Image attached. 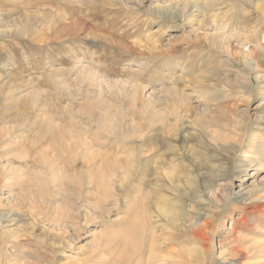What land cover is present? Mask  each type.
Returning <instances> with one entry per match:
<instances>
[{
    "label": "rangeland",
    "instance_id": "obj_1",
    "mask_svg": "<svg viewBox=\"0 0 264 264\" xmlns=\"http://www.w3.org/2000/svg\"><path fill=\"white\" fill-rule=\"evenodd\" d=\"M183 1L0 0V202L6 205L0 209V215L7 214L6 200L12 194L10 186L4 183H9L4 169L17 171L19 175L30 173L18 179L19 185L16 183L13 192L19 193L22 191L20 185H24L25 199L18 205V211L0 217V227L18 232L19 236L6 238L5 243L0 241L4 261L8 254L15 258L14 251L22 248L31 254L27 264H63L67 256L76 260L82 258L84 251L89 252L95 246L92 234L102 228L107 232L119 229L115 221L124 213H131L124 207L126 198L139 195L136 191L139 188L145 189V177L141 181L131 177L123 191H119L120 180L117 188L110 187L106 194L95 192L97 181L105 179L104 169L83 170L80 165H72L68 157L54 159L60 160L56 171L52 173L46 169V172L42 168L43 157H56L55 145L49 144L51 135L64 133L74 126L77 131L88 133L98 151L103 140L108 142L112 148L103 153L115 156L113 147L126 149L129 143L127 148H131L136 141L124 142L120 136L111 133L109 139L108 132L101 129V113L106 112L104 121L113 126L123 125L131 132L136 127L132 118L137 122L141 120L145 126L147 105H156L157 112L166 110L161 103L165 96L173 97L170 108L179 111V103L175 101L178 88L185 96L180 102L182 108L188 112L182 113L183 117L213 119L220 127L219 134L226 133L224 127H229L234 115L247 121L262 114L259 110L264 109V101L261 95H256L259 89L255 81L250 103L235 100L230 104L217 103L219 107H206L201 94L193 90L190 77L200 74L195 73V65L202 60L198 53L203 52L201 46L204 45L198 40L205 39L203 30L179 17L157 18L150 10L151 5L158 4L173 7L175 13ZM3 31H8L7 35L4 36ZM149 44L156 46L153 53L145 48ZM219 66L217 61L211 67ZM228 79L231 83H243L239 73H229ZM204 82L218 94L224 90L222 83L210 84L207 79ZM19 98L21 101H17ZM187 118L184 120L191 128ZM211 128L218 130L217 126ZM175 134L188 140L184 128ZM203 134V137H209L208 127L204 126ZM181 138L178 143L173 142L178 149L183 145ZM117 139L119 144H116ZM143 148L145 152V146ZM26 162H29L30 170L24 169ZM253 169H250L251 175H245L241 181L236 179L232 184L223 179L219 182L235 191L247 190L254 180L258 185L263 184L264 172L251 177L255 173L251 171ZM116 180H112V185L117 183ZM118 200L120 205L117 207ZM141 205L140 201L136 206ZM86 213H102L104 219L89 220ZM239 213L235 212L233 219L227 215L226 223L215 230L214 255L217 260L221 257L216 264L223 262L225 256L229 257L227 252L223 254L220 243L229 237V227L241 218ZM12 240L14 247L6 245Z\"/></svg>",
    "mask_w": 264,
    "mask_h": 264
},
{
    "label": "bare ground",
    "instance_id": "obj_2",
    "mask_svg": "<svg viewBox=\"0 0 264 264\" xmlns=\"http://www.w3.org/2000/svg\"><path fill=\"white\" fill-rule=\"evenodd\" d=\"M173 9L153 4L150 10L157 18L179 17L183 22H190L203 30L205 39H197L204 45L201 46L203 52L198 53L202 60L195 65V73L200 74L190 78L194 84V88L191 87L201 94V101L206 107H219L217 103L230 104L235 100L250 103L254 96V81L259 89L256 95H261V100L264 101V0H184L175 13L172 12ZM7 32H4V36ZM145 48L153 53L156 46L149 44ZM217 61L220 66L211 67ZM185 68L182 69L183 74ZM231 72L239 73L243 83H231L228 79ZM204 79L210 84L222 83L224 90L220 94L211 91ZM179 90L178 88L176 91L178 97L175 100L179 103V111L170 108V99L173 97L165 96L161 103L166 110L157 112L156 105H147L145 126L141 120L137 122V119L132 118L136 127L131 132L123 125L113 126L104 121L106 112L101 113V129L108 134L120 136L124 142L136 141V145L130 146L131 148H127L129 143L124 145L126 149L118 150L113 147L112 153L115 156L103 153L112 148L108 142H99L98 151L88 133L77 131L73 129L74 126L64 133L58 132L50 136L52 139L49 144L55 145L53 152L56 157L50 159L43 155L44 170L50 169L54 173L56 164L60 161L54 160L57 157H68L72 165H80L83 170L100 167L104 169L105 179L97 181L95 192L103 194L110 187L117 188L120 180L119 191H123L131 177L139 181L145 177V189L139 188L136 190L139 195H129L125 200L124 207L131 213H124L123 217L115 219L119 229L107 232L102 228L94 232L93 249L84 251L82 258L78 260L67 256L63 264H216L221 257L217 260L214 255L215 230L218 225L226 223L227 215L233 219L237 211L241 218L232 223L229 237L220 243L223 254L227 252L229 257L225 256L224 261L219 264H264V183L258 185L254 180L253 186L247 190L235 191L234 188L228 190L219 182L223 179H228L232 184L236 179L241 181L245 175H251L252 168L255 170L251 171L255 173L251 177L264 172V109L259 110L262 114L252 120L246 121L234 115L229 127H224L225 134H219L220 127L213 119L190 120L185 117L193 127L189 128L190 125H186L187 121L182 114L187 111L182 108L183 103H180L183 102L184 94L180 90V95ZM20 98L17 101H21ZM47 113L51 114V111ZM204 126L208 127V138L203 137ZM212 126H217L218 130H212ZM183 128L188 140L175 134ZM108 138L105 141H109ZM179 138L183 142L180 149L173 143ZM189 142L191 145L187 146ZM28 165L29 162H26L24 169L30 170ZM111 166L115 168L109 169ZM4 170L9 181L4 183L5 186H10L12 194L6 200L7 214H1L0 217L18 211V205L25 199L22 188L24 185H20L22 191L19 193L13 192L18 179L30 175L28 172H21L19 175L17 171L8 168ZM91 177L93 178L92 175ZM114 178L118 181L112 185ZM140 201L143 205L136 206ZM1 202L0 209L6 207ZM119 205L120 200L116 201V206ZM86 215L89 220L104 219L102 213ZM17 234L18 232L0 227V241L4 243L6 238H18ZM9 244L14 247L15 241L6 243L10 246ZM14 252L17 256L11 258L8 254L5 261L4 255L0 253V262L27 264L26 261L31 259V254L23 248Z\"/></svg>",
    "mask_w": 264,
    "mask_h": 264
}]
</instances>
